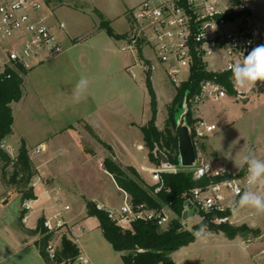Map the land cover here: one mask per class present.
<instances>
[{
	"label": "rangeland",
	"instance_id": "1",
	"mask_svg": "<svg viewBox=\"0 0 264 264\" xmlns=\"http://www.w3.org/2000/svg\"><path fill=\"white\" fill-rule=\"evenodd\" d=\"M140 1L142 0H42L44 11L53 9L58 20L65 23V31L58 32L64 51L59 54L63 58L51 57L39 70L31 72L35 80L42 77L43 81L37 84L33 78H28L24 85L25 100L14 104L16 122L13 128L19 138L17 144L21 145V135L25 137L30 156L34 158L48 156L52 158L53 163H62L66 158L74 156V150L69 144L64 148L51 147L41 154L34 152V144L42 138L44 133H49L50 136L69 124L73 126L69 130L74 131V135L77 134L76 141H81L79 131L89 132V127L86 125L88 121L82 119L86 117L91 119L93 116L94 107L91 100L85 102L83 97L79 103L74 102L71 95L72 88L64 84L68 75H72L73 82L78 81L81 75H84L89 79V86L95 88L91 90L89 87V92L94 91L98 97L101 95L99 98L107 99V107L104 109H107L110 126L114 127L116 132L108 130L104 139L113 143L132 142L131 152L137 164L139 166L149 164L146 150H140L136 142L134 144L133 141L136 138L131 137L132 133L128 130L126 121L130 113L137 120L138 117H135V114L140 116L142 112L144 119L151 117V97L147 85L148 75L151 74L152 86L158 99L157 122L160 128H164L167 105L173 99L176 87L169 80L164 66L158 61L152 49L145 44V41L135 44L130 40L133 34V16L130 8ZM245 1L255 6L253 16L260 32L261 44H264V0ZM101 15H104V19L109 20L111 27L123 36L115 38L107 33V38H104L105 32L99 34ZM75 38L78 39L76 45L72 40ZM103 38L107 39V50L104 49L105 40ZM67 56L68 61H65ZM235 84L240 90L250 89L248 92L237 93L236 96L227 92L229 97L219 101L208 100L202 104L200 111L203 117L209 123L216 124L217 129L210 137H203L196 141L198 164L207 162L215 166L218 160L219 167L223 166L231 174L247 170L243 157L249 148L259 159H264V82L258 81L255 87L248 88H240L236 81L234 86ZM36 87L41 90L38 94H36ZM85 97L88 96L85 95ZM116 134L122 137H114ZM87 135L88 140L82 138V141L86 147L90 148L92 154H78V157H75L79 160L76 159L73 163L75 166L74 182L68 184L59 181L55 187H49L50 190L58 188L62 190L64 196L62 202L50 194L41 196L42 201L50 196L52 203L55 201L57 204V211L62 204L69 203L71 209L64 212L69 221L81 211L87 213L84 207L86 200L106 202L113 207H118L125 198V194L117 189L114 179L106 170L104 155L100 153V150L99 153L93 151L95 147L103 148L107 156L113 157L110 155L111 150L108 147H101L97 139ZM43 140L46 143L49 142V139ZM202 144H205V149L202 148ZM18 148L15 147L12 151L15 156ZM115 161L127 167L119 158ZM159 166L161 165H157ZM179 167L183 166L180 164ZM3 177L5 174L0 171V189L4 186ZM65 188L69 191L67 194ZM263 189L264 184H258L255 188L261 195H264ZM7 190L9 193L6 199L0 203L3 216L14 220L17 226H20L21 195L15 190ZM7 199L9 201L4 203ZM34 205L36 206L37 203ZM234 215L236 222L233 225L247 224L258 230L257 235L250 233L229 239L223 233L207 229L203 239H196L172 254L174 264L264 263V257L260 254L264 247V212H257L249 207H237ZM182 221L184 227L192 231L194 225L199 222V218L193 209H189L188 218ZM84 225L87 229L95 231L94 234L97 233L102 237L96 216L86 217ZM96 242V237H94L82 244L84 250L93 258L92 264H124L122 253L116 251L108 240L105 253L103 249L97 248Z\"/></svg>",
	"mask_w": 264,
	"mask_h": 264
},
{
	"label": "built area",
	"instance_id": "2",
	"mask_svg": "<svg viewBox=\"0 0 264 264\" xmlns=\"http://www.w3.org/2000/svg\"><path fill=\"white\" fill-rule=\"evenodd\" d=\"M254 10V4L245 0H142L132 10L133 34L130 40L135 44L144 40L164 66L169 80L178 87L189 79L196 62L202 61L209 72L231 71V65L242 63L253 48L261 45ZM58 25L61 29L65 28L62 21ZM0 46L4 54V57H0V76L7 78L11 77L12 70L29 72L43 60L57 56L64 50L58 33L44 11L42 0H0ZM226 96L227 90L219 82L211 79L201 82L200 92L192 98L197 140L217 128L216 124L209 123L199 114L200 106L208 100L219 101ZM1 147L12 157L15 156L12 154L14 149L4 141ZM44 151L45 143L34 148L37 154ZM193 168L195 178L207 176L210 181L189 192L186 208L188 215L189 209H193L199 221L204 218V214H215L212 219L214 223L233 225L236 222V202L249 187L247 170L243 173H230L226 177L227 171L214 168L207 162L198 164L197 161ZM176 170L174 165L167 167L162 163L148 170L154 181L151 184L155 186L154 193L164 188L161 173ZM44 173L41 170L36 173L30 185L34 187L37 184L36 178ZM124 193V202L118 207L95 202L96 208L104 211L124 231L134 233L136 222L156 223L165 228L175 218L168 205L157 208L145 202L134 203ZM36 199L22 202L24 223L28 222L29 212ZM57 200L62 202V198ZM70 209L71 205L65 203L53 215L43 218L45 234H52L46 244V252L51 260L56 259L64 235L78 243L84 233L82 224L66 218L64 212ZM57 235L60 241H57ZM260 254L264 257V247Z\"/></svg>",
	"mask_w": 264,
	"mask_h": 264
},
{
	"label": "trees",
	"instance_id": "3",
	"mask_svg": "<svg viewBox=\"0 0 264 264\" xmlns=\"http://www.w3.org/2000/svg\"><path fill=\"white\" fill-rule=\"evenodd\" d=\"M101 16L102 21L99 24V28H104L112 37L119 38L123 36L115 33L109 21L105 20L103 15ZM27 73L28 71L20 69L12 70L10 78L0 76V162L3 163L2 169L7 183L18 190L21 194L22 202L26 199L37 198L34 187L30 185L31 180L37 173L30 156V149L22 140L16 156L12 157L1 147V143L13 132L15 118L12 103L20 101L23 97V84ZM209 79L219 82L230 95H237L238 92L234 86L235 79L231 71L221 73L209 72L202 61H198L192 68L189 79L176 87V93L167 105L165 126L164 128H160L157 124L158 99L152 86L151 74L148 75L147 85L151 97L150 106L152 115L149 121L141 127L144 145L148 150V157L153 163L161 165V161L155 155V149L159 148L167 155L171 165L177 168L176 171L161 173L164 188L159 193H154L155 186L146 183L138 170L133 166L123 167L112 156L104 159L106 170L113 176L118 187L126 192L134 203L145 202L149 206L157 208L168 205L175 214V218L165 228L159 227L156 223L136 222L134 223L135 232L132 233L129 230L124 231L104 211L98 210L94 201H87L88 215L98 218L105 238L116 251L122 252L124 264H173L172 254L194 242L197 238L193 235V232L202 224L206 225L208 230L223 233L229 239H235L237 236L248 235L250 233L256 236L258 233V230L249 227L247 224L235 226L228 223H214L212 219L215 217V214H204V218L194 225L192 231L186 229L183 225L182 219L184 211L187 208V196L189 192L197 186L207 184L210 178L207 176L195 178L192 168L179 167L180 157L176 128L178 119L184 111V104L186 103L188 106L186 120L191 128L193 142L197 150V139L195 138L194 128L196 118L192 111V98L200 92L201 82ZM89 129L92 131L90 127ZM107 147L111 150L109 145ZM202 148H206L205 144H202ZM9 166L12 167L10 172L7 171ZM244 166H247V164ZM243 172L240 171V173ZM230 175V173H227L226 177ZM43 218L39 222L42 229ZM51 238V233H44L38 241L40 252L47 263H75L80 255V249L78 244L66 235L61 239L56 259L51 260L48 258L46 244Z\"/></svg>",
	"mask_w": 264,
	"mask_h": 264
},
{
	"label": "crops",
	"instance_id": "4",
	"mask_svg": "<svg viewBox=\"0 0 264 264\" xmlns=\"http://www.w3.org/2000/svg\"><path fill=\"white\" fill-rule=\"evenodd\" d=\"M139 3H137L136 5H133L130 8V13H132V10L134 9V7L137 6ZM46 13L49 16V20L52 23L53 28L55 29V32L61 33V31H65V28L64 29L59 28L58 23L61 21L58 20L56 13L53 9H48V11H46ZM113 29H114L115 33L122 35V33L116 31L115 28H113ZM98 32H99V34H103V32H105L106 36L104 35V38L105 37L107 38V31L104 28H99ZM72 40L74 42V45L78 44L77 43L78 39L75 38ZM106 40L104 42V49L105 50H107V41ZM261 43L262 42L260 40V44ZM105 52L107 53V51H105ZM0 57H4L3 51L1 50V46H0ZM54 57H55V59L56 58L57 59L63 58L61 55H57ZM49 58H51V57H49ZM49 58L43 60L41 63H39L37 66H35L32 70H30L27 73V75L25 76L24 84H23V97L21 98V100H25V94H24L25 83L28 81V78L29 79L33 78V75H31V72L33 70H36V69L39 70V68ZM67 58H68V56L65 57V61H68ZM33 80L37 84H40L43 81L42 77L37 78V80H35L33 78ZM72 82H73L72 75L71 76L68 75L64 84L66 86H70L73 89V87L77 81H74L73 83ZM234 82H235V80H234ZM61 84H62V82H61ZM94 84H95V82L93 81V85ZM89 87H91V90H95L94 87H92V86H89ZM235 87H236V90L238 93L248 92L250 89V88H248V89H246V91L240 90L236 86V84H235ZM39 91H41L40 88L36 87V92H37L36 94H38ZM85 95H87L88 97L84 96L83 101L89 102L91 100L90 102H92L94 108L92 111L93 116H91L92 120L89 117L83 118L82 120L86 119L88 121V123L86 125L88 127H90L92 129V131H90V129H89V132L87 131V133L79 131L78 133L81 134L80 135L81 141H76L75 139H76L77 134L74 135V133H73L74 131L69 130L70 127H73L72 124H69L68 126H63L59 130L53 132L50 136H49V133H44L41 136L42 138L34 144V147H36L40 143H45L46 144V151H48L51 147L64 148L65 146H67L69 144V146L74 150V156L66 158L62 163H59V162L53 163L52 158H50L48 156H43V157H39V158H34V156L33 157L31 156L32 161L34 163V166L37 170V173L40 170L44 171L45 173L43 175H41L40 178H38V177L36 178L37 184L34 186V191H35L37 199L33 202V209L29 212L28 222L24 223L22 220V216L24 214V211L22 210L21 206L19 207V216H20V222H21L20 226H17V224L15 223L14 220L4 218L3 211H2L3 209L0 206V264H48L47 261L45 260V258L42 256L40 249H39V246H38V241L41 239V237L45 233V230H43L42 227H40L39 222H40L41 218H43L45 216L49 217V216L53 215L57 211L56 210L57 204L55 201L52 203V199L50 198V196L46 197L44 201H42L41 196H47V194H50L52 196H55L56 200L59 198H62V200L64 199L62 190L60 188L50 190L49 187H55V185H58L59 181H62L61 183L66 182L68 184H72L74 182L75 173L73 170H75L74 169L75 166L73 165V163L76 161V159L79 160L78 158H75V157H78V154H87V153L92 154V151L90 150V148L86 147L84 142L82 141V138H84L85 140H88L89 136L87 134H89L91 137L97 139L98 143L101 147L107 148V144H108L111 147V154L110 155H113L114 160H117L119 158L122 162H124L125 166H133L134 168H136L138 170V172L141 174L142 178L146 181V183H148L149 185L154 183V181L152 180L151 174L148 170L153 169V168H157V164L153 163L148 157V150L144 145L143 134L141 131V127L143 125H145L151 117L148 119H144V114L142 112V113H140V116H139V114H135V117H138V120H137L136 118H133V116H132L133 114L130 113L129 118L126 121L128 130L132 133L131 137L134 136L136 138V140L133 141L134 144L136 142L137 148H139L140 150H146V152H147V158H148L149 164L147 166H144V165L139 166L135 160V156L131 152L132 142H129L127 144L125 143V141H121V143H118V142L113 143V142H108L107 140L104 139L105 134H107L108 130H110V132H116L114 127L110 126V122L108 120L109 117L107 115L108 114L107 109H104L105 107H107V99L106 98H99L101 95L98 97L94 91L89 92V90L87 91V93ZM226 97H229V96L227 95ZM20 101L12 103L13 114H14V104L19 103ZM201 106H200V108H201ZM199 114L203 117L201 111ZM14 118H15V116H14ZM15 122H16V119H15ZM210 123H212V122H210ZM157 124H158V122H157ZM75 132L77 133V131H75ZM212 134H213V132H210L205 137H210ZM21 137H22V140L27 145L26 138L23 137L22 135H21ZM114 137L121 138L122 136H119L116 134V136H114ZM45 138L49 139L48 143L44 142L43 139H45ZM18 140H19V138L16 136V133L14 132V128H13L12 134L9 137H7L4 140V142L8 147L15 150V147H20L17 144ZM27 147H28V145H27ZM99 150L101 151L100 153H102L104 155V158L108 157L107 154H105L103 152V148L99 149V148L95 147V149L93 151L95 153H99L98 152ZM46 151H44V152H46ZM219 164L220 163L218 162V160H216L215 166H213V167L218 168V169H223V170L228 172V170L226 168H224L223 166L219 167ZM101 166L103 168L102 163H101ZM2 167H3V163L1 162L0 163V171H3ZM11 170H12V167L9 166L7 168V171L10 172ZM110 176H112V175L110 174ZM112 178H113V176H112ZM2 180L4 182V186L0 189V199H1L0 203H2V201L6 199V196L9 193V191L7 189L15 190L18 192V190L14 186H11L10 184L7 183V179L5 177H3ZM116 186L120 192L125 194L124 191H122L118 187L117 184H116ZM65 192H66V194H67V192H69L67 188H65ZM18 194L21 195L19 192H18ZM8 201L9 200L7 199L4 203H7ZM86 202H87V200H86ZM96 202L104 204L106 206L113 207V206L107 204L106 202H100V201H96ZM34 203H37V205L35 206ZM84 207L86 208V204ZM88 216H89L88 213L81 211L79 214H76L71 219L72 222L80 223L84 227V233L82 234L79 242L77 243L79 246V249H80V255H79L78 259L76 260V262L71 263V264H92L93 258H91V255L88 252H86V250H84V248L82 247L83 246L82 244L84 241L86 243L89 240H92L94 237H96V240H97V242L95 244L97 246V248L103 249L104 253L107 252V239L105 238L103 231L100 227L99 220H98V228L100 229V231L102 233V237L100 235H97V233L94 234L93 232H95V231H92V230H89L86 228V226L84 225V222L86 220V217H88ZM56 239H57V241H60L59 235L56 236ZM261 264H264V263H261Z\"/></svg>",
	"mask_w": 264,
	"mask_h": 264
},
{
	"label": "clouds",
	"instance_id": "5",
	"mask_svg": "<svg viewBox=\"0 0 264 264\" xmlns=\"http://www.w3.org/2000/svg\"><path fill=\"white\" fill-rule=\"evenodd\" d=\"M230 70L240 88L255 87L258 81L264 82V44L258 45L243 59L242 63L231 65ZM89 79L81 75L74 85L71 95L73 101L79 103L89 88ZM247 164V185L249 186L240 195L236 206L239 208L249 207L257 212H264V195L256 191L258 184H264V159H259L255 152L249 148L243 157ZM207 232V226L201 225L193 232L197 239H203Z\"/></svg>",
	"mask_w": 264,
	"mask_h": 264
},
{
	"label": "water",
	"instance_id": "6",
	"mask_svg": "<svg viewBox=\"0 0 264 264\" xmlns=\"http://www.w3.org/2000/svg\"><path fill=\"white\" fill-rule=\"evenodd\" d=\"M187 112H188V106L185 103L184 111L181 113L178 119L176 135L178 137L180 164L183 167H193L197 164L198 154L195 144L193 142L191 128L187 124V120H186ZM155 155L164 166L169 167L171 165L167 155L159 148L155 149ZM187 218H188V211L185 210L183 214V219H187Z\"/></svg>",
	"mask_w": 264,
	"mask_h": 264
}]
</instances>
